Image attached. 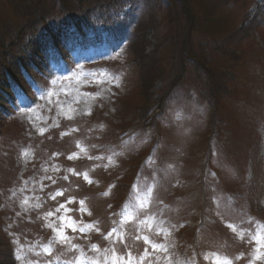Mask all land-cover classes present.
Wrapping results in <instances>:
<instances>
[{
	"label": "rangeland",
	"instance_id": "374dc122",
	"mask_svg": "<svg viewBox=\"0 0 264 264\" xmlns=\"http://www.w3.org/2000/svg\"><path fill=\"white\" fill-rule=\"evenodd\" d=\"M178 1L0 0L3 70L17 69L14 57L10 59L18 44L22 49L36 41L41 42L38 50L48 49L34 63L18 65L22 85L14 79L6 84L0 72V264H25L16 255L39 259L41 264H62L79 255L54 241L51 256L36 257L27 247L37 244L39 250V244L49 242L53 233L44 226L43 214L70 197L75 202L68 205L74 209L68 215L86 224L98 222L100 232H66L88 257L99 256L101 264L104 254L90 251V245L111 248L104 235L114 226L112 221L121 219L118 214L126 205L132 215L139 213V219L149 215L153 231L148 232L147 225L141 230L167 245L171 264H211L204 257L213 253L219 254L221 264L228 259L248 264L255 243L249 242L247 233L239 239V229L255 232L257 221L264 225V0H183L191 17L182 4L176 6ZM100 4L104 11L95 9ZM88 14L95 27L111 28H97L93 35L92 27H86V35L78 34L59 49L69 53L65 60L55 58L57 49H49L50 43L41 36L51 29L78 31ZM145 33L150 42L145 53L154 51L158 37L172 35L186 43L191 52L187 65L175 67L183 57L173 58V45L166 40L155 55L164 72L145 85L133 64L134 41L129 42L131 35L142 38ZM222 46L226 47L218 50ZM31 53L26 50L21 56ZM193 55L207 60V65L202 59L198 67ZM172 68L180 73L175 86ZM231 68L234 73L228 78ZM97 79L104 83H95ZM31 82L53 92L54 103L40 99ZM22 89L28 97L23 107L16 102ZM55 93L75 112H69L67 104L59 109ZM206 96L216 99L214 107ZM162 99V109L146 108L150 101ZM62 132L69 134L61 136ZM73 153L78 158L68 159ZM100 156L104 159H95ZM85 172L93 183L84 179ZM58 189H64V195L49 199V193ZM26 197L27 205L22 203ZM80 200L91 215L81 217L75 211ZM137 200L150 202L141 211L135 207ZM228 224H236L238 231ZM122 227L138 256L146 245L132 238L136 221ZM156 227H164L168 235L156 236ZM115 248L118 254L127 251L120 243ZM241 253L243 258L235 259Z\"/></svg>",
	"mask_w": 264,
	"mask_h": 264
},
{
	"label": "snow or ice",
	"instance_id": "6c2138e0",
	"mask_svg": "<svg viewBox=\"0 0 264 264\" xmlns=\"http://www.w3.org/2000/svg\"><path fill=\"white\" fill-rule=\"evenodd\" d=\"M116 55H119L117 53ZM113 80H116V77H113ZM32 86L39 96L40 99H48V103L52 104L54 103L51 99L53 92L49 91L47 88L39 86L36 84V82H31ZM97 84L104 83L103 80L97 79L95 81ZM118 86V84H117ZM61 92L64 93L65 96L69 94L68 89H61ZM57 96V100L55 101L56 106L59 109H63L65 105L67 104L69 106V112H75L74 108H71L70 103L68 101H62L59 99V93H55ZM27 95L23 93V90H21V93L16 97V102L23 107L25 99H27ZM75 103H79V100H76ZM67 119H72L73 117L71 115H66ZM58 126V125H57ZM44 129L40 130V134H43ZM72 131H76V129H72ZM69 133L62 132L61 136L67 135ZM79 146V144H78ZM54 155H58L54 154ZM115 155V154H114ZM78 158L77 153H73L68 157V159H74ZM89 159H93V157H89ZM95 159L103 160L104 157H96ZM111 157H108L109 162H111ZM151 160V157L149 158ZM100 165H96V167H99ZM107 167V165H105ZM59 169H57L58 171ZM70 172H72L74 175H81V173L77 172L75 169H70ZM84 179L89 183H93V181L89 178L87 173L85 172L83 174ZM47 179H52L51 177H47ZM65 180L68 179L67 176L64 177ZM52 183L55 184L56 181L52 180ZM112 187V186H110ZM134 188L137 186L134 185ZM64 189H58L57 191L53 193H49V199L55 200L58 196L64 195ZM148 194L150 196L151 189H148ZM107 195V193H105ZM36 199H39L37 197ZM75 202L74 197L68 198L64 203L59 204L54 210H50L43 214V218L45 219V227L50 228L53 233V237L49 240L47 244H39V250H37V244H29L27 247L29 250L35 255L36 257H40L41 255L44 256H51L53 252V241L55 243H58L60 245L67 246L68 251L72 252H79L80 254L75 256L73 259L70 260H64L62 261V264H101V260L99 256L96 258L88 257L87 254L84 252V250L81 248L79 244L73 243V236H69L66 232V229H71L72 233H80L85 234L92 230H95L96 232H100V228L97 227L98 222L94 223H84L83 219L80 220L74 219L71 215H68V213H71L74 211V209L69 208L68 205ZM150 201H143V200H137L135 202V207L143 211L148 207V203ZM23 204L27 205L29 203L28 198L26 197L23 201ZM80 207L78 209H75V211H78L81 214V217L83 214L91 215V212H89L88 208L85 206L84 200L79 201ZM41 205L37 204L35 207H40ZM111 207V205H109ZM130 205H126L124 209L119 213L118 215L121 216V219L119 221H112L113 227L107 232L106 235H104V239L111 242V248H104L101 249L98 244H91L90 245V251L96 252V253H103V264H145L147 261V264H161V260L165 261L166 264H171V257L167 255L168 253V247L167 245L163 243H158L157 241L151 239L148 235L143 234L141 227L142 225H147V231L152 232L154 225L149 222V215H145L143 219H139V213L136 215H132L128 211ZM63 210V211H62ZM58 213H61L60 215H57ZM19 215V213H18ZM125 217L127 219H125ZM152 219H155V214L151 215ZM57 220L59 221V226H57ZM133 220L136 221L137 227H136V235L132 237L135 241L142 240L144 244L146 245L143 249V252L140 253L138 256L133 254V251L131 247L128 245V242L125 238V231L123 229V225L125 223H131ZM249 222H251V218H249ZM119 224L121 227H117L116 225ZM228 228H230L233 232L238 231V226L236 224H228ZM256 230L255 232H252L250 229H244L240 228L238 232L239 239L243 240L245 233L248 234L249 242H254L255 246L252 248V254L249 259L248 264H264V225H261L260 222H256ZM12 235V233H9ZM156 236H167L168 233L166 232L164 227H156L155 233ZM14 244L18 243L17 240L13 241ZM117 243H120L124 245L126 248V252L124 254H118L115 248V245ZM149 248H151V251H149ZM24 250V245H21L20 251ZM111 252V256L108 255V253ZM159 254H165L163 256ZM219 254L213 253L211 256L208 254H205V260H209L211 264H221V261L218 259ZM17 261H25V264H41L40 260H31L26 255H16ZM243 258V253L236 256L235 259L239 260ZM59 260V258H57ZM46 264H52L51 261H47ZM227 264H232V261L230 259L227 260Z\"/></svg>",
	"mask_w": 264,
	"mask_h": 264
},
{
	"label": "trees",
	"instance_id": "16d2710c",
	"mask_svg": "<svg viewBox=\"0 0 264 264\" xmlns=\"http://www.w3.org/2000/svg\"><path fill=\"white\" fill-rule=\"evenodd\" d=\"M136 1L137 0H132V3H136ZM175 1V0H174ZM141 4H142V7H143V3L141 2ZM181 4H182V6H183V8L185 9V11L190 15V17H191V14H192V11L190 10V12H189V10L187 9V7H186V3L183 1V0H179L178 2H176V6L177 7H179V8H181ZM99 5V4H98ZM98 8H100V9H98ZM95 9H98V10H102V11H104V8H103V6L101 7V4H100V6H98V7H95ZM141 11V10H140ZM91 12V11H90ZM89 12V13H90ZM191 13V14H190ZM193 15V14H192ZM93 21L91 20V15L90 14H88V16H87V19H86V21L82 24V26H80V28H79V30L78 31H76V30H71L69 33L72 35V38H76V37H78V34L80 35V36H82V35H84L85 34V32H86V27H92V30H91V33L93 34V33H95V32H93V30L94 31H96V29L97 28H101V29H99V30H97V31H103V30H106V29H109V28H111L109 25H106V27H104V26H102L101 24H99V26L98 27H95L94 25H93V23H92ZM132 27H133V24H132ZM177 30H181L179 27H178V29ZM176 32H178V31H176ZM140 34V33H139ZM64 35V31H63V29H57V30H49V32H47V33H44L41 37H42V39H41V41L43 40V38L44 39H47L48 40V42L50 43V45H51V47L49 48V49H51V48H56L57 50H56V53H60V54H64V53H66V52H64V51H61V50H59L58 49V44H60V42H61V38H62V36ZM86 35V34H85ZM94 35V34H93ZM148 34L147 33H145L144 34V36L142 37V38H139V35L138 34H134L133 35V39H132V35H131V37H129L130 38V40H129V42H131V44H132V42H133V45L131 46V52H133L132 54L134 55L133 57H134V61H133V64L134 65H137L138 67H139V71H140V78H141V80L144 82V84H145V82H147V81H151L153 78H156L157 76H160L161 77V75L162 74H160L159 73V71L160 72H164V69L161 67V66H159V65H157V57L158 56H155L156 55V53L158 52V50L161 48V47H163V45H165L166 43H171L172 45H173V52H172V57L174 58L175 56H181V57H183V60L181 59V58H179V61H177V62H175V67L178 65V66H182V65H187V60H189L191 57H190V53L191 52H188V48H187V45H186V43H183V42H178V41H176L175 39H173L174 37H172V35H169V37L168 38H165V40H164V38H162V37H158V40H154V43H153V46H154V51H152V52H149V53H145V52H147L146 51V45L148 44V43H150L148 40H147V38L145 37V36H147ZM101 37V35L100 36H97L96 38H100ZM54 39H56L57 41H54V43L53 44H51V42L54 40ZM90 40V39H89ZM166 40H168V42H166ZM29 42V41H28ZM80 42H84V40L83 39H81L80 40ZM30 43V42H29ZM39 44H41V42L40 43H38V42H36L35 41V44H31V45H29V47L27 48V47H22V49H19V44L17 45V46H15V49H13L14 50V52H13V55H12V57H11V59L10 60H12L13 59V57H14V64L15 63H17V69L16 70H14V72H12V70H10V69H6V68H4V70H3V67L0 65V68H1V71L0 72H3L4 73V78H3V82H6V84H8L9 82H11L13 79H14V81L16 82V85L17 84H20V85H22V83L19 81V80H22L23 82H24V80H23V76H22V74L20 73V71H19V69H18V65L20 64V63H22V62H31V63H34L36 60H35V58L38 56V55H41L42 56V58H43V56L48 52V49H46L45 47H42L40 50H38L36 47L39 45ZM224 47H226V46H222V47H220L218 50H222V48H224ZM164 48V47H163ZM32 51V53H31V57H29V55L28 56H26V57H23V56H21V55H23V53L25 52V51ZM178 51L181 53H178ZM34 54H36V56H34V58H32L33 57V55ZM68 54V53H67ZM41 58V59H42ZM175 58H177V57H175ZM189 58V59H188ZM195 61L194 62H196V64H197V66L198 67H200L201 66V63H200V61H202V59H203V61H204V64L205 65H207V60H204V58H199V57H194V55H193V57H192ZM239 58V57H238ZM143 59V60H142ZM147 61H150L149 63L147 62ZM38 62V61H37ZM36 62V63H37ZM164 62V60L162 59V63ZM173 64H174V62H173ZM193 64V63H192ZM240 64V63H239ZM194 65V64H193ZM232 67H233V65H232ZM181 70L184 72V70H185V67H182L181 68ZM209 71H210V69H208ZM171 73H172V75H173V83H172V86H175L176 85V83H177V80L179 79V77H178V75L180 74V73H177L178 72V70H174L173 68L171 69ZM230 73H228V74H226V76L228 77V78H230L229 76H231L233 73H234V68H231L230 70ZM176 73H177V75H176ZM14 75L13 77H11V75ZM176 75V76H175ZM6 76H9V77H6ZM14 77H17V78H14ZM227 78V79H228ZM162 82H163V78H162ZM25 83V82H24ZM212 83V82H211ZM5 84V85H6ZM146 85V84H145ZM3 86V85H2ZM0 96H2V93L0 94ZM206 98L208 99V102L210 103V105H212L213 107L215 106V102L217 103V101H216V99L214 100V101H212L211 99H210V97L209 96H206ZM149 102V101H148ZM164 100L162 99V100H160V101H158V102H154V103H152L151 101L148 103V104H146V108H148V107H152V106H156V108L157 107H159V109H162V105H164ZM152 104V105H151ZM215 110V109H214ZM215 113H217V110H215ZM216 125H215V123L213 124V127H215Z\"/></svg>",
	"mask_w": 264,
	"mask_h": 264
},
{
	"label": "bare ground",
	"instance_id": "6f19581e",
	"mask_svg": "<svg viewBox=\"0 0 264 264\" xmlns=\"http://www.w3.org/2000/svg\"><path fill=\"white\" fill-rule=\"evenodd\" d=\"M72 38V35L70 33H65L64 32V35L62 36L61 38V42H60V48L58 49H61L63 44L66 43L68 40H70Z\"/></svg>",
	"mask_w": 264,
	"mask_h": 264
}]
</instances>
